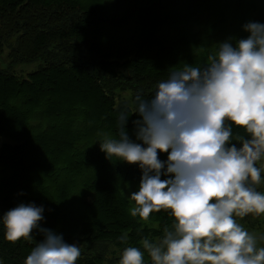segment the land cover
<instances>
[{"label": "trees", "instance_id": "1", "mask_svg": "<svg viewBox=\"0 0 264 264\" xmlns=\"http://www.w3.org/2000/svg\"><path fill=\"white\" fill-rule=\"evenodd\" d=\"M248 22L264 24V0H0V52L15 36L12 61L0 66V264H24L42 238L34 232L32 239L6 240L2 215L20 203L43 206L41 227L69 243L108 240L122 255L129 246L144 251V238H162L173 224L168 212L140 221L129 211L139 166L110 161L100 150L101 134L119 138L125 109L126 131L136 141L133 121L140 117L131 115L135 106L115 103L112 88L130 69L142 79L133 99L150 98L171 71L202 66L218 43L246 38ZM35 59L42 64L28 74L11 66ZM233 133V142L244 135L235 127ZM93 245L76 264H111ZM144 259L150 264L147 252Z\"/></svg>", "mask_w": 264, "mask_h": 264}, {"label": "clouds", "instance_id": "2", "mask_svg": "<svg viewBox=\"0 0 264 264\" xmlns=\"http://www.w3.org/2000/svg\"><path fill=\"white\" fill-rule=\"evenodd\" d=\"M246 38L217 44L202 66L185 63L158 82L145 99L134 97L136 141L126 131L129 110L119 113V138L103 133L106 159L137 164L139 190L130 194L132 217L148 221L164 210L171 228L155 242L126 247L119 264H264V236L237 218L264 215V24L243 25ZM242 129L244 135L233 128ZM239 145V147L237 146ZM167 153V160L159 159ZM165 177L162 179L161 177ZM43 206L20 203L2 215L5 238H42L24 264H76L75 243L41 227ZM127 242V234L119 237Z\"/></svg>", "mask_w": 264, "mask_h": 264}, {"label": "rangeland", "instance_id": "3", "mask_svg": "<svg viewBox=\"0 0 264 264\" xmlns=\"http://www.w3.org/2000/svg\"><path fill=\"white\" fill-rule=\"evenodd\" d=\"M14 37L11 36L7 39V41L4 44V49L0 52V66L1 67H7L9 66L10 60L9 57V50L10 45L14 43ZM58 50V49H57ZM69 48L60 49L59 51L54 50V54L62 55L65 52H68ZM66 62L70 63L73 59L69 57V55H66ZM42 59H35L31 61H19L11 65L13 67V70L18 74H28V72L37 69L42 64ZM99 69V68H97ZM122 74L125 83H116L119 84L118 86H115L112 88L113 95L115 97V103L117 105H125V106H131L134 107V99H133V92L136 88V85L139 86V82H142V79H133V73L130 69L123 68ZM134 81H133V80ZM142 86V85H141ZM262 164H264V161L257 164L258 167H260ZM262 183L257 187L258 191H261L264 193V172H262ZM238 222L243 225V227L249 231L250 233L256 234L258 237L264 236V215L256 217L253 215H248L244 218H237ZM252 223L259 224V227L257 229H253ZM257 227V226H256ZM71 243H75L79 248L80 252L84 251L86 248H88L90 245H93L96 248H100L105 252V255L107 259L110 260L111 264H119V259L121 257V251L116 248L112 243H110L108 240H93V241H78L74 240ZM258 247H264V240H260L258 242Z\"/></svg>", "mask_w": 264, "mask_h": 264}]
</instances>
